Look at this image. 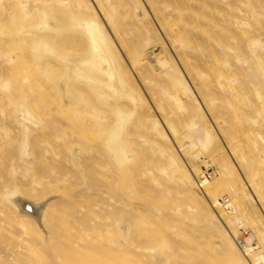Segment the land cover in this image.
<instances>
[{
    "label": "rangeland",
    "instance_id": "obj_1",
    "mask_svg": "<svg viewBox=\"0 0 264 264\" xmlns=\"http://www.w3.org/2000/svg\"><path fill=\"white\" fill-rule=\"evenodd\" d=\"M87 24L108 87L72 74ZM199 158L226 172L215 194ZM263 258L264 0H0V264Z\"/></svg>",
    "mask_w": 264,
    "mask_h": 264
},
{
    "label": "bare ground",
    "instance_id": "obj_2",
    "mask_svg": "<svg viewBox=\"0 0 264 264\" xmlns=\"http://www.w3.org/2000/svg\"><path fill=\"white\" fill-rule=\"evenodd\" d=\"M87 29L90 33V36L92 38V41L94 43L93 46V54L87 57H83L78 62L75 63L73 66V71L72 74L75 78L77 79H86L89 84H97L100 85L101 87H108L114 82L115 74H114V68L109 64L108 57L106 56L105 53L100 51L99 46H98V39H99V34L97 32V28L93 24H87ZM107 152L109 153L110 156L113 155V159L118 161V151L116 149V146L112 144V139L107 142L105 145ZM205 158H199L198 161L194 163V165L191 166L192 171H197L198 177V185L200 186V189H202L206 194H215L219 190L218 184L224 183L228 184L227 180L225 179L226 172L224 168H221V173H220V179L219 181H216L218 179L217 171L215 167L213 166L212 162L204 161L201 163V160ZM214 161L217 163V161L214 159ZM211 165L214 168V173L212 175L211 180H207L204 178V166ZM196 173V172H195ZM215 180V181H214ZM212 181H214L212 183ZM228 199L229 202L231 201L228 197H222L218 200H215L214 203L216 210L220 217H224L226 215H231L236 216L237 212L235 208H239L241 210H244L242 203L240 200L237 198V196L233 197V201L230 202V205L232 207V210L229 211L222 203L221 200ZM20 206L22 208L25 207V201L19 200ZM25 204V205H24ZM234 209V211H233ZM229 211L230 213H228ZM241 230V228H240ZM253 233V232H252ZM241 234V233H240ZM247 249L243 251L246 253V251H249V253H256L257 257L262 256V253L258 251V247L256 245V238L254 237L253 234H250V236L247 238ZM256 247H253L255 246ZM260 249V248H259ZM257 251V252H256ZM264 259V258H263ZM254 264H263L262 261H259L258 259L255 261Z\"/></svg>",
    "mask_w": 264,
    "mask_h": 264
},
{
    "label": "built area",
    "instance_id": "obj_3",
    "mask_svg": "<svg viewBox=\"0 0 264 264\" xmlns=\"http://www.w3.org/2000/svg\"><path fill=\"white\" fill-rule=\"evenodd\" d=\"M204 161H207V160L202 159V160H201V163H203ZM203 170H204V175H203L204 178L207 179V180H211V179H212V175H213V173H214V168H213L211 165H208V166L205 165ZM221 203H222V204H223V205H224L229 211L232 210V207H231L230 202H229L228 199L221 200ZM233 211H234V209H233ZM240 233H241V236H242V237L240 236V238L237 239L236 241H237L239 247H240L243 251H245V250L247 249V245H248V243H247V238L250 236V234H252V232H251L250 229H246V228L242 227L241 230H240ZM235 239H236V238H235ZM253 247H256V245L253 246Z\"/></svg>",
    "mask_w": 264,
    "mask_h": 264
}]
</instances>
